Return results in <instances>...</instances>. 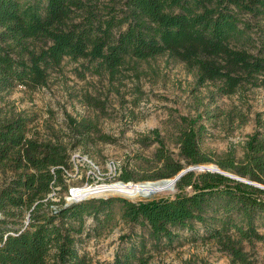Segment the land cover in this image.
Masks as SVG:
<instances>
[{"label":"trees","instance_id":"1","mask_svg":"<svg viewBox=\"0 0 264 264\" xmlns=\"http://www.w3.org/2000/svg\"><path fill=\"white\" fill-rule=\"evenodd\" d=\"M160 57L183 64L197 88L208 89L210 104L264 88V0H0V98L46 87L66 61L83 77L117 82L132 64ZM206 112L181 117L177 157L158 130L142 138L158 144L154 174L137 180L124 168L119 180L173 179L212 164L224 174L191 171L173 197L71 204L64 200L68 149L30 137L26 117L0 118V264H94L81 244L121 224L128 231L112 264H150L152 251L174 246L185 231L214 240L231 264H254L245 244L264 242V132L249 137L241 158L217 156L204 148L213 120ZM71 122L81 136L97 131L92 121ZM55 194L63 195L59 203Z\"/></svg>","mask_w":264,"mask_h":264},{"label":"rangeland","instance_id":"2","mask_svg":"<svg viewBox=\"0 0 264 264\" xmlns=\"http://www.w3.org/2000/svg\"><path fill=\"white\" fill-rule=\"evenodd\" d=\"M208 96V89H198L194 75L183 64L168 57L134 63L124 71V79L117 82L90 74L83 77L78 64L66 61L51 73L46 87L36 91L18 87L3 94L0 118L26 117L30 120V137L68 149L71 162L66 184L69 189L64 200L69 204L71 188L86 189L121 182L119 178L124 168L137 180L153 175L158 144L145 146L140 141L151 136L154 130L160 132L167 148L177 157L179 149L175 141L181 117H196L207 111L204 117L210 116L213 120L205 123L208 134L204 148L217 156L235 152L241 158L249 137L258 131L264 132V88L247 89L231 98L217 99L213 104ZM72 120L92 121L97 131L81 136L72 127ZM102 134L115 142H101L98 136ZM193 171L208 170L194 168ZM4 180L5 174L0 171V184ZM144 182L154 181L132 183ZM176 193L177 189L138 200L121 195L91 196L86 200L119 197L138 202L173 197ZM62 196L55 194L52 201L59 203ZM196 226L202 236L204 231L200 225ZM260 226L264 234V224ZM127 231L121 224L101 237L86 240L80 246L81 252L89 255L94 264H112L120 236ZM182 236L174 246L152 251L150 264H231L230 257L214 240L206 241L202 237L196 240L186 231ZM245 250L254 264H264V242L245 244Z\"/></svg>","mask_w":264,"mask_h":264},{"label":"bare ground","instance_id":"3","mask_svg":"<svg viewBox=\"0 0 264 264\" xmlns=\"http://www.w3.org/2000/svg\"><path fill=\"white\" fill-rule=\"evenodd\" d=\"M209 166L205 168H213ZM82 189V188H81ZM173 181H167L163 184L155 185L152 183H128L117 182L112 185H101L97 187L86 188L82 191L81 197L87 198L91 196H108L121 195L130 199L151 198L156 195H165L175 191ZM95 198V197H94ZM134 201V200H133Z\"/></svg>","mask_w":264,"mask_h":264},{"label":"water","instance_id":"4","mask_svg":"<svg viewBox=\"0 0 264 264\" xmlns=\"http://www.w3.org/2000/svg\"><path fill=\"white\" fill-rule=\"evenodd\" d=\"M194 168H201V169H205L204 167H189V168H186L185 170H183L180 174H178L175 178L173 179H164V180H159V181H155V182H147V183H152V184H155V185H159V184H163L164 182H167V181H173L174 184H175V188H176V185H177V182L184 176L186 175L187 173L191 172L194 170ZM208 171H211V172H216V173H221V174H224L220 168L217 166V165H214L213 168H206ZM227 175V174H225ZM232 177V176H231ZM235 178V177H234ZM125 184V183H124ZM71 203H74V202H70L69 204Z\"/></svg>","mask_w":264,"mask_h":264},{"label":"built area","instance_id":"5","mask_svg":"<svg viewBox=\"0 0 264 264\" xmlns=\"http://www.w3.org/2000/svg\"><path fill=\"white\" fill-rule=\"evenodd\" d=\"M83 190L84 189H80V188H71L69 191V196H68L69 203L70 202H80V201L86 200V198L81 197Z\"/></svg>","mask_w":264,"mask_h":264}]
</instances>
